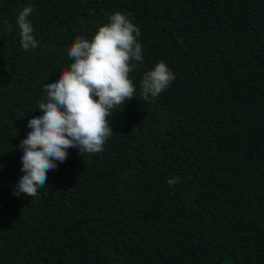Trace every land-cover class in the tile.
<instances>
[{"label":"trees","instance_id":"trees-1","mask_svg":"<svg viewBox=\"0 0 264 264\" xmlns=\"http://www.w3.org/2000/svg\"><path fill=\"white\" fill-rule=\"evenodd\" d=\"M116 12L141 33L135 97L102 152L70 148L38 196H14L43 85ZM160 61L175 80L145 101ZM0 165V264H264V0H0Z\"/></svg>","mask_w":264,"mask_h":264},{"label":"clouds","instance_id":"clouds-1","mask_svg":"<svg viewBox=\"0 0 264 264\" xmlns=\"http://www.w3.org/2000/svg\"><path fill=\"white\" fill-rule=\"evenodd\" d=\"M32 12L33 6L26 5L15 19L25 51L39 47L33 35ZM5 23L11 31L13 25ZM140 34L128 16L116 12L90 40L85 36L75 38L67 50L73 62L54 81L43 85L44 99L38 104L42 115L28 121L30 131L18 146L23 152V175L14 196H38L46 185L48 172L57 169V161L64 163L68 158V149H78L79 155L104 150L114 134L109 118L112 121L137 91L129 74L144 59L142 44L138 42ZM174 80L175 73L160 61L143 74L140 95L145 101L156 98ZM173 182L179 180H170L169 184Z\"/></svg>","mask_w":264,"mask_h":264}]
</instances>
